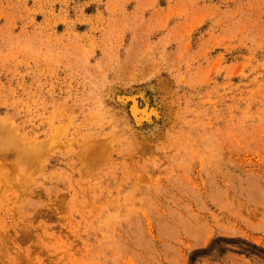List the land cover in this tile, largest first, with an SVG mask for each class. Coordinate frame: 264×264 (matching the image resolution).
<instances>
[{
  "label": "rangeland",
  "instance_id": "rangeland-1",
  "mask_svg": "<svg viewBox=\"0 0 264 264\" xmlns=\"http://www.w3.org/2000/svg\"><path fill=\"white\" fill-rule=\"evenodd\" d=\"M0 264H264V0H0Z\"/></svg>",
  "mask_w": 264,
  "mask_h": 264
},
{
  "label": "bare ground",
  "instance_id": "bare-ground-1",
  "mask_svg": "<svg viewBox=\"0 0 264 264\" xmlns=\"http://www.w3.org/2000/svg\"><path fill=\"white\" fill-rule=\"evenodd\" d=\"M136 111H137V109H136L135 103H132V105H131V114L134 115V112H136Z\"/></svg>",
  "mask_w": 264,
  "mask_h": 264
}]
</instances>
